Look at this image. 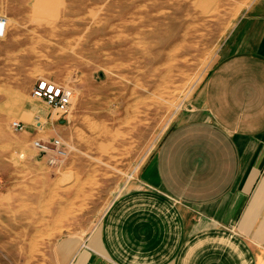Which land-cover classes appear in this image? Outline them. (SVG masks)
Returning <instances> with one entry per match:
<instances>
[{"label": "rangeland", "instance_id": "rangeland-1", "mask_svg": "<svg viewBox=\"0 0 264 264\" xmlns=\"http://www.w3.org/2000/svg\"><path fill=\"white\" fill-rule=\"evenodd\" d=\"M254 1L0 0V264H61L59 241L130 187ZM41 78L72 91L67 112L33 95ZM56 136L53 164L33 141Z\"/></svg>", "mask_w": 264, "mask_h": 264}, {"label": "crops", "instance_id": "crops-1", "mask_svg": "<svg viewBox=\"0 0 264 264\" xmlns=\"http://www.w3.org/2000/svg\"><path fill=\"white\" fill-rule=\"evenodd\" d=\"M56 252L61 264H264V0L130 187Z\"/></svg>", "mask_w": 264, "mask_h": 264}, {"label": "built area", "instance_id": "built-area-1", "mask_svg": "<svg viewBox=\"0 0 264 264\" xmlns=\"http://www.w3.org/2000/svg\"><path fill=\"white\" fill-rule=\"evenodd\" d=\"M6 28L7 20L0 17V37L5 35ZM33 95L44 99L50 107L63 113L70 109L73 102L71 90L45 78L38 80L33 89ZM37 125L40 126V123L37 122ZM10 126L15 132H23L28 128L27 124L21 120H13ZM33 146L41 156L48 157L53 164L64 161L68 155L66 144L60 136L49 140L34 139Z\"/></svg>", "mask_w": 264, "mask_h": 264}]
</instances>
